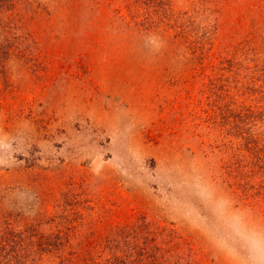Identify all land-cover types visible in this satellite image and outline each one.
Returning <instances> with one entry per match:
<instances>
[{
	"label": "rangeland",
	"instance_id": "rangeland-1",
	"mask_svg": "<svg viewBox=\"0 0 264 264\" xmlns=\"http://www.w3.org/2000/svg\"><path fill=\"white\" fill-rule=\"evenodd\" d=\"M113 259L264 264V0H0V264Z\"/></svg>",
	"mask_w": 264,
	"mask_h": 264
},
{
	"label": "trees",
	"instance_id": "trees-1",
	"mask_svg": "<svg viewBox=\"0 0 264 264\" xmlns=\"http://www.w3.org/2000/svg\"><path fill=\"white\" fill-rule=\"evenodd\" d=\"M126 264L123 260L119 261V259H113L111 262L107 264Z\"/></svg>",
	"mask_w": 264,
	"mask_h": 264
}]
</instances>
